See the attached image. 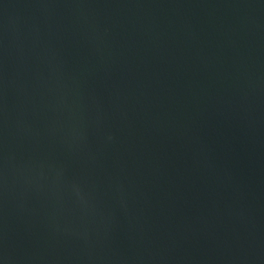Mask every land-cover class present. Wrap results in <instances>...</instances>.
Instances as JSON below:
<instances>
[{
	"label": "water",
	"instance_id": "obj_1",
	"mask_svg": "<svg viewBox=\"0 0 264 264\" xmlns=\"http://www.w3.org/2000/svg\"><path fill=\"white\" fill-rule=\"evenodd\" d=\"M0 264H264V0H0Z\"/></svg>",
	"mask_w": 264,
	"mask_h": 264
}]
</instances>
